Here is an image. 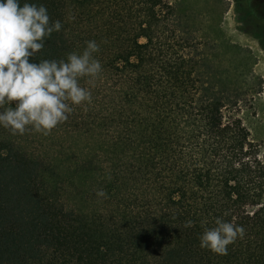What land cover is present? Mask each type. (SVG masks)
<instances>
[{"label": "trees", "instance_id": "trees-1", "mask_svg": "<svg viewBox=\"0 0 264 264\" xmlns=\"http://www.w3.org/2000/svg\"><path fill=\"white\" fill-rule=\"evenodd\" d=\"M28 2L62 25L30 60L94 40L101 72L46 133L0 126V264H264V143L241 117L263 89L252 51L171 0ZM235 10L264 50V0ZM216 217L244 229L226 254L199 245Z\"/></svg>", "mask_w": 264, "mask_h": 264}, {"label": "clouds", "instance_id": "clouds-1", "mask_svg": "<svg viewBox=\"0 0 264 264\" xmlns=\"http://www.w3.org/2000/svg\"><path fill=\"white\" fill-rule=\"evenodd\" d=\"M61 27L59 20L50 22L43 4L0 0V126L13 133H23L28 126L46 133L67 119L72 105L90 100L79 78H95L101 72L94 56L99 51L96 41H86L82 52H70L66 59L30 60L44 47L45 38ZM96 194L106 195L102 189ZM214 225L204 227L199 245L226 254L227 245L242 236L244 229L220 217ZM191 226V220L185 222V227Z\"/></svg>", "mask_w": 264, "mask_h": 264}, {"label": "rangeland", "instance_id": "rangeland-1", "mask_svg": "<svg viewBox=\"0 0 264 264\" xmlns=\"http://www.w3.org/2000/svg\"><path fill=\"white\" fill-rule=\"evenodd\" d=\"M171 1L178 3L184 12L195 15L196 23L193 28H222L223 34L229 40L250 49L254 54L257 60L255 72L263 79V89L255 96L252 105L243 107L241 117L252 137L264 143V50L256 37L242 29L247 27L238 19L235 0Z\"/></svg>", "mask_w": 264, "mask_h": 264}]
</instances>
